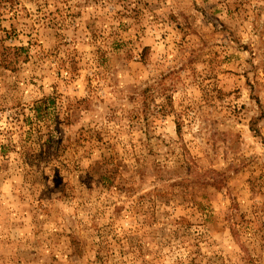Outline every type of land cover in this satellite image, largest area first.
<instances>
[{
	"label": "rangeland",
	"instance_id": "obj_1",
	"mask_svg": "<svg viewBox=\"0 0 264 264\" xmlns=\"http://www.w3.org/2000/svg\"><path fill=\"white\" fill-rule=\"evenodd\" d=\"M0 264H264V0H0Z\"/></svg>",
	"mask_w": 264,
	"mask_h": 264
}]
</instances>
